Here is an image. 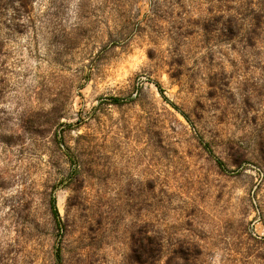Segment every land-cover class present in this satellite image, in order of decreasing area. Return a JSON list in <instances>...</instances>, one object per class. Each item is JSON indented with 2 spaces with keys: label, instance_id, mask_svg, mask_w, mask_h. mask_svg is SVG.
<instances>
[{
  "label": "rangeland",
  "instance_id": "1",
  "mask_svg": "<svg viewBox=\"0 0 264 264\" xmlns=\"http://www.w3.org/2000/svg\"><path fill=\"white\" fill-rule=\"evenodd\" d=\"M0 1V264H264V0Z\"/></svg>",
  "mask_w": 264,
  "mask_h": 264
},
{
  "label": "trees",
  "instance_id": "2",
  "mask_svg": "<svg viewBox=\"0 0 264 264\" xmlns=\"http://www.w3.org/2000/svg\"><path fill=\"white\" fill-rule=\"evenodd\" d=\"M19 6L18 7H13L11 8V10L13 11V16L10 18L11 21L12 19H20V12L21 10L23 11L25 8H26V3L22 2V0H19L18 2ZM5 9H9V6L5 4H3L1 1H0V20H2V17L4 16V12L6 11ZM13 20V21H14ZM2 24H5L6 22L5 21H1ZM6 26H8L9 28L10 27H13L14 26V22H10L8 24H5ZM158 87L160 88V84H158ZM161 89V88H160ZM219 164L220 165H223V162L219 160ZM52 209H53V213L55 215V217L60 220V215H59V212H58V209H57V206H56V199L55 197L52 198ZM147 245H143V250H141L138 254L140 255V261L144 264H149L151 263L152 261H155L157 260L158 261V258L156 256L155 258V249L153 251V249L151 248V246H147ZM57 258L60 259V249L57 250ZM154 259V260H153ZM151 261V262H150Z\"/></svg>",
  "mask_w": 264,
  "mask_h": 264
}]
</instances>
